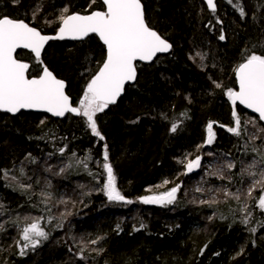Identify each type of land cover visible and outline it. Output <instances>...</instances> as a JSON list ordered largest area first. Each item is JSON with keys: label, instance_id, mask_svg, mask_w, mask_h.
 <instances>
[{"label": "trees", "instance_id": "obj_1", "mask_svg": "<svg viewBox=\"0 0 264 264\" xmlns=\"http://www.w3.org/2000/svg\"><path fill=\"white\" fill-rule=\"evenodd\" d=\"M89 2L20 0L16 4L0 0V16L23 19L42 34L55 35V21L63 7L81 14L105 10L100 0L91 8ZM142 3L148 24L172 44V52L151 65L137 66L135 85L126 89L117 105L97 114L103 141L91 135L81 117L57 121L31 113L17 117L0 113V224L4 226L0 230V264H264L260 220L254 218L247 226L241 223L245 214L240 209L248 204V187L238 175L242 163L259 159L254 148L264 152V136L260 138L258 131L253 140L251 130L245 128L247 132L234 140L221 130V125L232 121L227 90L237 89L234 69L247 54H264V0H233L232 4L216 0L215 14L200 0ZM234 4L243 8L244 17ZM37 7L40 11L33 22ZM221 31L223 41L218 38ZM105 56L104 47L92 36L80 43H51L42 60L65 81L67 94L76 104ZM17 58L30 64L29 78L41 74L42 66L31 54L19 52ZM214 82L222 87L216 88ZM210 122L215 139L204 149ZM172 124L177 125L175 132ZM105 145L116 186L131 204L110 202L101 191ZM209 151L240 168L237 173L225 164L231 182L227 178L217 181L216 173L221 171L217 168L211 177H205L215 192L209 200L215 196L216 203L188 207L195 202L183 195V188L168 207L140 203V197L162 194L180 182L186 185L193 175L182 174L185 168L180 161ZM81 160L87 163V170L78 164ZM164 180L169 183L164 185ZM225 188L233 193L244 188V195L239 202L227 198ZM41 193L50 194L51 199L45 200ZM33 221L50 234L49 239L21 256V229ZM60 224L62 227L57 226ZM252 227L257 228L255 234L248 231ZM93 240L98 243H91ZM82 248L84 259L79 258ZM95 249L103 251L98 254Z\"/></svg>", "mask_w": 264, "mask_h": 264}, {"label": "snow or ice", "instance_id": "obj_2", "mask_svg": "<svg viewBox=\"0 0 264 264\" xmlns=\"http://www.w3.org/2000/svg\"><path fill=\"white\" fill-rule=\"evenodd\" d=\"M19 2L20 0H13V3L18 4ZM228 2L232 4L233 0H228ZM96 3L97 0H90L87 7L91 8ZM206 4L208 9L215 14L214 0H206ZM102 6L105 10H93L86 14L72 13L68 7H63L55 21L58 24L55 35L42 34L41 30L26 23L23 19L10 18L7 15L0 16V112L15 115L21 110H36L50 113L54 117H64L67 113H71L83 118L86 128L90 130L92 136L98 137L101 141L105 139L98 127L97 114L103 113L110 105L116 104L125 90V85L137 79V61L151 62L158 53L169 52L172 44L148 24L142 0H102ZM234 7L238 9L241 17L245 16V11L239 4H234ZM39 11V7L33 10V22ZM45 23L51 25L53 21L45 20ZM217 23H222V21L217 20ZM90 34H95L102 41L106 49V56L102 64L90 76L81 98L74 104L70 96L66 94L65 81L58 79L44 65L41 58L42 52L45 45L51 40L78 41L84 40ZM218 38L221 41L225 40L223 31ZM18 49H27L34 55L36 63L42 66L41 74L29 78L30 65L17 58ZM197 55L201 60L204 59L200 53ZM234 72L239 88L238 91L231 88L227 90L228 99L233 106L231 114L234 120V126L227 130L240 136L241 117L236 110L237 103L258 114L259 120L264 121V54L255 52L247 54L243 62L236 66ZM214 83L216 88L222 87L220 83ZM43 123L44 121L41 120V124ZM246 123H252V121L249 120ZM176 130L177 125L172 124L171 131L175 132ZM207 131L206 144L211 145L215 139L213 123L210 122L207 125ZM257 138L255 134L251 137L253 140ZM65 150L66 146L60 149V154L63 155ZM253 151L259 154V160L254 159L242 167L238 175L242 178L241 182L243 177L249 178L250 183L246 196L248 199L256 200V197H253V191L257 188L264 191V152L258 148H254ZM207 154L213 155L211 152ZM72 155L75 156V153ZM201 159V156H196L195 159L187 162L180 161L185 168L182 174L188 175L200 169ZM33 162L35 161L33 160ZM78 164H83L87 170L85 161H78ZM68 167H71V164ZM226 167L231 170L235 168V164L229 161ZM102 168L107 179L101 191L108 201L133 203L132 200L126 199L116 186V177L113 166L109 162L107 145L104 146ZM47 170L50 171V169ZM60 171L63 172L64 169L62 168ZM21 174H23V169H21ZM89 174L92 175L91 172ZM4 175L7 177L8 172L5 171ZM216 175L221 180L226 179L222 170ZM227 179L229 182L232 181V177H227ZM168 183V180L163 181L164 185ZM160 186L162 185L157 187ZM180 188L181 185L177 184L162 194L140 197L139 200L143 204H157L162 207L171 205L176 202ZM195 191L202 192L203 190L197 187ZM41 195L45 200L51 199L50 194L41 193ZM223 195L239 202L244 193L240 189L233 193L225 188ZM61 202L65 203V201ZM216 202L215 196L209 201H200L201 204L207 203L210 206ZM250 207V205H245L240 209L245 214L241 220L245 226L252 219ZM255 207L264 213V195L259 196ZM57 226L62 227V224ZM259 226L264 228V220L259 221ZM143 227L144 225L141 224V228ZM3 229V224H0V230ZM117 229L119 230V225H117ZM135 230L139 231L140 229ZM248 231L255 234L257 228L252 227ZM49 235L38 221H33L23 227L20 236L23 244L20 245V241H17V244L20 245L19 254L24 256L29 249L34 251L49 239ZM91 243L97 244L98 240H93ZM206 247L207 245H205ZM83 251L82 248L80 259L85 258ZM95 251L99 254L103 249H95ZM242 251L243 249L241 253ZM201 255H203V249Z\"/></svg>", "mask_w": 264, "mask_h": 264}, {"label": "rangeland", "instance_id": "obj_3", "mask_svg": "<svg viewBox=\"0 0 264 264\" xmlns=\"http://www.w3.org/2000/svg\"><path fill=\"white\" fill-rule=\"evenodd\" d=\"M249 120H251L252 123H246ZM245 125H246V128H249L251 130V134L252 135L255 134V133H257L258 131H260V132H258V134L261 136L260 138H262L264 136V131H261V129H263V127L259 126L257 124L256 120H254L253 118H251V117L250 118H246ZM244 132H247V131H244ZM202 159H203V163H202L201 169L196 173V175H193L190 178H188V182H186V185H184V183H182V182L178 183L179 185H181V188L180 189L182 190V188H183V195L184 194H185V196L187 195V197H190V200L194 201L197 204H201L200 201H202V200L203 201H209V199L211 198V196L215 194L214 191H211L210 190V185H207L206 184V180L209 181V179H205L206 176L207 177L208 176L211 177V167H212V164L213 165L216 164V165H218V166L221 167V166H223V161H225L226 163H228V160L225 159L224 157H214L212 155L209 156L208 154H205L204 156H202ZM202 159H201V161H202ZM251 161H252V159H251ZM209 162H210V164L207 166V164ZM246 163L247 162L242 163L241 168L244 167V165H247ZM206 167H208V168H206ZM96 169L99 170L100 168L96 167ZM222 171H223L224 176L227 178L228 177L227 168H225ZM106 179H107L106 173L104 172V173H102L103 185H104V183H106ZM194 179H199V181L196 182V181H194ZM215 179L217 181L218 180L223 181V180L219 179L218 177L215 178ZM249 183H250V180L248 179V177H244L242 184L243 185H246L245 188L248 187ZM209 184H210V182H209ZM176 185H174V186H176ZM197 185H200L201 186V189L203 190L202 192L195 191ZM230 190L233 191L232 189H230ZM240 190L242 192L244 190V188H240ZM257 193L259 194V196L264 195V191H261L259 188H257L255 191H253V196L255 194H257ZM221 195L222 194L219 193L218 194V197L219 198H222ZM259 196L256 198V203H258ZM74 198H75V196L71 197V199H74ZM177 199H178V197H177ZM173 204H171V205H173ZM146 205L155 206V207H161V208H165V207L170 206V205H167V206L162 207V206L157 205V204H146Z\"/></svg>", "mask_w": 264, "mask_h": 264}, {"label": "water", "instance_id": "obj_4", "mask_svg": "<svg viewBox=\"0 0 264 264\" xmlns=\"http://www.w3.org/2000/svg\"><path fill=\"white\" fill-rule=\"evenodd\" d=\"M100 1H101V3H102V0H100ZM200 1L206 6L208 12H209V13H212L211 10L208 9V7H207L206 0H200ZM214 2H215V4H216V0H214ZM216 12H217V4H216ZM216 12H215V13H216ZM92 36L96 37V38L99 40V38H98L95 34H90V35H89L88 37H86L84 40H78V41H73V40H63V41H60V40H51V41L48 42V44L45 45V48H44V50H43V52H42V56H43V54H44L46 48H47L51 43H54V42H68V43L76 42V43H80V42H84V41H86L88 38H90V37H92ZM99 42H100V44L104 47L102 41L99 40ZM104 49H105V47H104ZM19 52H27V53L31 54V55L34 57V55H33L30 51H28L27 49H18V50H17V54H18ZM171 52H172V48H171V50H170L169 52H166V53H158L157 56L154 57V59H153L151 62H141V61H137V66H138V65H151V64H152V63H153L158 57L168 56V55L171 54ZM105 53H106V49H105ZM41 58H42V57H41ZM29 65H30V64H29ZM29 69H30V67H29ZM28 74H29V73H28ZM137 75H138V72H137ZM136 80H137V79H136ZM136 80H135L134 82H129L128 84L125 85V90H124V92L122 93V95L118 98L117 103H118V102L124 97L126 89H127L128 87H131V86H134V85H135ZM236 82H237V81H236ZM238 88H239V85H238V82H237V90H236V91H238ZM65 91H66V94H67V85H66ZM71 100H72V99H71ZM117 103L114 104V105H110V106H111V107H112V106H115V105H117ZM237 106L241 107L243 110H245L246 112H248V113L251 114L252 116H255V117H257V118L259 119L258 114L251 112V110H249V109H245L242 105H239L238 103H237L236 107H237ZM0 113H1V114H4V115H8V116H10V117H17L18 115H20V114H22V113H31V114H36V115H45V116H48V117H50V118H53L54 120H57V121H62V120H64V119H66L68 116H73V117L77 118V116H75V115H73V114H71V113H67L64 117H54V116H52L50 113H45V112L36 111V110H21L19 113L15 114V115L10 114V113H5V112H0ZM260 122L264 125V121H260Z\"/></svg>", "mask_w": 264, "mask_h": 264}, {"label": "flooded vegetation", "instance_id": "obj_5", "mask_svg": "<svg viewBox=\"0 0 264 264\" xmlns=\"http://www.w3.org/2000/svg\"><path fill=\"white\" fill-rule=\"evenodd\" d=\"M233 108V107H232ZM236 108H239L243 113H238L239 115H240V117H241V134H244V130H245V128H246V125H245V120H246V118H253L254 120H256V122H257V124L259 125V126H261V127H263L264 128V125L256 118V117H254V116H252L251 114H248L245 110H243L241 107H239V106H237ZM234 126V120H233V117H232V121H230V124L229 125H224L223 127H221V130H223V131H225V132H227L228 133V136H233V138H234V140H236V138H235V136L236 135H234V134H232V133H230L227 129L229 128V127H233ZM245 136V135H244ZM263 148H264V146H263ZM206 161V160H205ZM202 163H203V159H202V161H201V166H202ZM220 169V170H224L226 167H225V165L223 164V166H218V165H216V164H212V167H211V171L213 170V169ZM201 169V168H200ZM200 169H198V171L200 170ZM239 170H240V168L239 169H236V168H234V169H232L231 171H236L237 173L239 172ZM197 171V172H198ZM196 172V173H197ZM230 173V172H229ZM229 173H228V175H229ZM255 196H256V198L259 196V194L257 193V194H255Z\"/></svg>", "mask_w": 264, "mask_h": 264}, {"label": "bare ground", "instance_id": "obj_6", "mask_svg": "<svg viewBox=\"0 0 264 264\" xmlns=\"http://www.w3.org/2000/svg\"><path fill=\"white\" fill-rule=\"evenodd\" d=\"M207 147H208V145L205 143V145H204V149L207 148ZM210 152H211V151H210ZM211 153H213L212 156H214V157H224V156H220V155H218L217 152H216V153L211 152ZM201 157H202V156H201ZM225 159H226V158H225ZM223 164L225 165L226 162L223 161ZM196 172H197V171L195 170V171H193L192 173H190V174H188V175H186V176L188 177V176L194 175V174H196ZM218 185H219V184H218ZM231 187L233 188L234 185L232 184ZM253 197H256V196L254 195ZM188 198H190V197H188ZM247 201H248V204H247V205H250V206H251V207H250V211H251V213H252V219L256 218V219H258V220H260V221H261V220H264V213L260 212V210H259L258 208L255 207L256 200L248 199ZM188 204H189L188 207L191 206L193 209H196V208H202V207H207V204H206V203H204V204H197V203L192 204V203H188ZM252 219H251V220H252ZM252 221H253V220H252Z\"/></svg>", "mask_w": 264, "mask_h": 264}]
</instances>
